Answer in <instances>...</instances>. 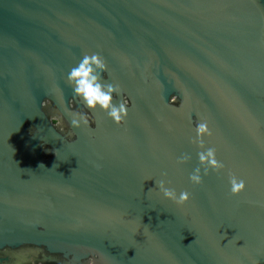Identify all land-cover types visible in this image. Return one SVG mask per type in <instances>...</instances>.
Masks as SVG:
<instances>
[{"label": "water", "instance_id": "water-1", "mask_svg": "<svg viewBox=\"0 0 264 264\" xmlns=\"http://www.w3.org/2000/svg\"><path fill=\"white\" fill-rule=\"evenodd\" d=\"M93 53L128 102L122 125L67 82ZM202 121L225 167L194 186ZM90 258L264 264V0H0V264Z\"/></svg>", "mask_w": 264, "mask_h": 264}, {"label": "clouds", "instance_id": "clouds-1", "mask_svg": "<svg viewBox=\"0 0 264 264\" xmlns=\"http://www.w3.org/2000/svg\"><path fill=\"white\" fill-rule=\"evenodd\" d=\"M107 71V62L103 56L98 53L86 54L78 65L70 70L67 82L73 89L74 99H78L84 108H87L89 112H94L97 109L102 110L119 126L124 124L127 119L129 106L126 100H123L118 105L114 103V96L120 95L122 90L118 84L102 82L104 80L103 74ZM60 98L63 100L62 93ZM177 99V96H172L169 103L176 104ZM89 112L74 111L71 119L72 127L89 126L92 122L89 118ZM51 123L54 125V118L51 120ZM195 131L197 135L193 143L198 144L202 151L198 153L200 167L194 170L189 176V180L194 186H200L203 183L201 168H203V175L207 176L209 170L219 173L225 166L217 160L216 149L214 147L206 148L205 146L204 137L212 136L208 122L202 121L198 123ZM190 159V156L184 154L178 159L177 163L183 165ZM229 183L230 194L232 196H239L246 190L245 181L238 178L235 174H229ZM158 187L164 198L173 202L178 207H183L190 202L191 194L187 191L180 192L177 196L175 189L166 187L163 180L158 182ZM89 264H94L91 258L89 259Z\"/></svg>", "mask_w": 264, "mask_h": 264}]
</instances>
